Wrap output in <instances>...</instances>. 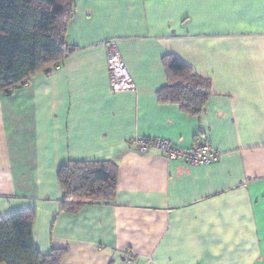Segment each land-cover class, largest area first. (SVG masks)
<instances>
[{
  "label": "crops",
  "instance_id": "obj_1",
  "mask_svg": "<svg viewBox=\"0 0 264 264\" xmlns=\"http://www.w3.org/2000/svg\"><path fill=\"white\" fill-rule=\"evenodd\" d=\"M59 66L0 93V217L35 209L44 254L62 264H264V0H73ZM116 41L136 91H114ZM211 83L199 114L162 102L165 57ZM208 165L139 153L135 138L186 148ZM112 162L113 202L63 209L61 167Z\"/></svg>",
  "mask_w": 264,
  "mask_h": 264
},
{
  "label": "trees",
  "instance_id": "obj_2",
  "mask_svg": "<svg viewBox=\"0 0 264 264\" xmlns=\"http://www.w3.org/2000/svg\"><path fill=\"white\" fill-rule=\"evenodd\" d=\"M73 0H0V93L14 90L36 73L62 62L76 49L65 42L74 16ZM168 83L162 102L199 114L211 95V83L174 55L165 57ZM112 162H71L59 171L63 209L78 212L88 203L113 202L117 194ZM36 211L0 217V264H62L68 249L42 253L34 240Z\"/></svg>",
  "mask_w": 264,
  "mask_h": 264
},
{
  "label": "built area",
  "instance_id": "obj_3",
  "mask_svg": "<svg viewBox=\"0 0 264 264\" xmlns=\"http://www.w3.org/2000/svg\"><path fill=\"white\" fill-rule=\"evenodd\" d=\"M108 47V68L112 89L116 92L136 91L137 85L119 52L116 41L109 42ZM57 66H59V63L50 69ZM202 139V142L192 148L181 147L168 139L160 137L135 138L131 141V145L142 154L151 150H158L171 161H179L193 166L208 165L217 161L220 153L213 147L206 135H203Z\"/></svg>",
  "mask_w": 264,
  "mask_h": 264
}]
</instances>
